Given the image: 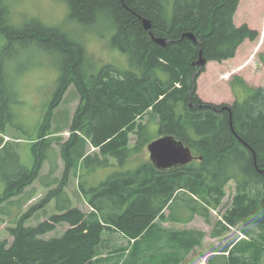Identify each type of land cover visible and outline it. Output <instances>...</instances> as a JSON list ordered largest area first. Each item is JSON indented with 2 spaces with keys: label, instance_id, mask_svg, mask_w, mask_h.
<instances>
[{
  "label": "trees",
  "instance_id": "1",
  "mask_svg": "<svg viewBox=\"0 0 264 264\" xmlns=\"http://www.w3.org/2000/svg\"><path fill=\"white\" fill-rule=\"evenodd\" d=\"M67 1L74 16L83 21L102 11L114 18L118 30L114 39L129 55L131 67L107 66L87 80L80 71L82 49L54 29L30 27L15 32L7 24L9 6L0 0V32L9 40L30 33L40 41H53L67 53V78L61 79L51 112L72 84L82 100L68 125V141L61 143V137L54 136L63 128L56 126L52 131L49 113L32 144L34 165H22L18 174L7 179L0 208L42 177L43 165L52 151L55 154L54 143L60 144L63 178L46 181L42 177L50 188L48 194L9 228L11 243L0 239V264H183L196 246L203 245L205 232L169 231L158 220L187 224L197 214L214 224L213 236L224 235L239 224H255L259 229L254 236L244 228L251 240L227 245L224 252L228 254H213L209 264H264V174L257 168L264 166V87H251L237 75L233 89L242 88L245 98L229 105L231 111L202 101L197 89L191 98L198 69L193 63L201 48L208 61H221L233 58L245 40L259 37V31L248 24H235L240 0ZM141 16L152 21L154 36L169 40L166 46L153 40ZM189 31L196 33L199 43L183 37ZM151 126H159L157 135H152ZM132 134L136 135L134 143ZM163 134L184 140L197 158L168 172L147 160L135 169L123 168ZM9 143L0 137V151ZM88 143L94 154L88 153ZM98 167H113L114 171L101 182L86 186V168L93 171ZM71 173L79 178V190L92 207L90 213L75 206L65 189ZM231 181L236 182L233 202L223 219L213 223L212 210L223 205ZM55 183L58 186L53 188ZM53 201L56 212L28 225L39 206ZM61 224L68 225L63 234L45 237ZM112 228L135 241L130 248L98 256L101 234Z\"/></svg>",
  "mask_w": 264,
  "mask_h": 264
},
{
  "label": "rangeland",
  "instance_id": "2",
  "mask_svg": "<svg viewBox=\"0 0 264 264\" xmlns=\"http://www.w3.org/2000/svg\"><path fill=\"white\" fill-rule=\"evenodd\" d=\"M10 9L8 26L15 32L24 31L30 27L50 28L58 32L63 39L75 44L84 51V61L80 71L89 80L97 76L107 66L118 70H127L130 66L129 55L125 53L114 37L117 34L114 18L106 12H96L93 19L83 21L71 11L67 0H4ZM234 22L241 26L248 24L260 33L256 40H245L233 58L221 61H208L204 70L196 79L197 95L206 102L216 105H233L236 100H244L239 86L233 89V81L237 75L243 77L254 88L264 87V0H240L235 13ZM2 23L5 25V21ZM34 24V26H32ZM3 53V54H2ZM67 53L53 41L43 42L29 34H23L17 39L9 40L6 34L0 32V137L3 142H10L6 150L0 151V194L7 188V182L12 175L19 173L21 166L32 167L35 155L32 144L42 131V126L48 114L52 119V131L56 126L63 132L54 136L61 137V143L68 141L70 131L68 125L72 121L79 105L81 95L74 84L70 85L60 104L51 112L52 103L61 87V79L67 78ZM239 96H238V95ZM50 123V122H49ZM48 130V129H47ZM46 130V131H47ZM153 136L158 134L159 126H151ZM132 143L136 135L132 134ZM87 151L94 154L95 149L88 143ZM52 156L45 164L41 176L46 181L54 177L63 178L65 161L61 155L60 144L54 143ZM150 161V153L146 147L141 153L133 156L124 169H135L141 162ZM128 164V165H127ZM55 169V170H54ZM54 170V172H52ZM107 171V173H106ZM114 171L113 167L93 171L86 168L85 185L101 182ZM53 173L50 176L49 173ZM42 177L30 185L26 191L14 195L0 208V239L10 243L13 236L9 230L15 225L20 214L26 213L31 207L39 204L48 194V187ZM58 183L53 185L57 187ZM74 201V205L86 213L92 211L85 196L79 190V178L71 173L65 185ZM236 194V182L231 181L226 186V196L223 205L212 210V221L216 223L223 219V214L231 206ZM57 211L56 202L46 207L39 206L28 221V225H36ZM158 223L169 231L194 229L205 232L203 245L196 246L183 264H209L213 254H223L225 247L241 239L251 240L245 229L257 236L259 229L255 224L232 226L224 234L213 236L214 224H209L200 216L187 224L163 222ZM68 228L61 224L55 231L45 237L59 236ZM134 239L117 228L104 230L101 242L97 247L98 256L130 248Z\"/></svg>",
  "mask_w": 264,
  "mask_h": 264
},
{
  "label": "water",
  "instance_id": "3",
  "mask_svg": "<svg viewBox=\"0 0 264 264\" xmlns=\"http://www.w3.org/2000/svg\"><path fill=\"white\" fill-rule=\"evenodd\" d=\"M141 19L144 28L152 34L153 40L162 46H166L169 42L167 38L156 37L153 35L151 31L152 21L149 18L143 16H141ZM183 37H188L195 43L200 42L196 33L191 31L184 33ZM207 63L208 60L204 56L203 49L201 48L198 58L193 63V65L198 67V69L193 75L194 88L191 98H193V93L197 89L196 79L200 73H202ZM216 109L218 110L219 108L217 107ZM220 110L231 111V108L229 105H224L222 108H220ZM147 148L150 153V161L157 169L164 172L173 171L186 166L197 158L191 146L174 134H163L155 138L148 143ZM257 168L261 174H264V166L262 168L257 166Z\"/></svg>",
  "mask_w": 264,
  "mask_h": 264
},
{
  "label": "crops",
  "instance_id": "4",
  "mask_svg": "<svg viewBox=\"0 0 264 264\" xmlns=\"http://www.w3.org/2000/svg\"><path fill=\"white\" fill-rule=\"evenodd\" d=\"M43 184V183H42ZM44 185V184H43ZM45 186V185H44ZM50 188H48L47 190H49Z\"/></svg>",
  "mask_w": 264,
  "mask_h": 264
},
{
  "label": "bare ground",
  "instance_id": "5",
  "mask_svg": "<svg viewBox=\"0 0 264 264\" xmlns=\"http://www.w3.org/2000/svg\"><path fill=\"white\" fill-rule=\"evenodd\" d=\"M112 86V85H111Z\"/></svg>",
  "mask_w": 264,
  "mask_h": 264
}]
</instances>
